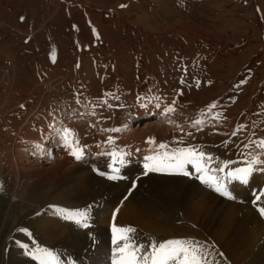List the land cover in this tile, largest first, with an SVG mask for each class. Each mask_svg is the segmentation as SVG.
<instances>
[{"label": "rangeland", "instance_id": "374dc122", "mask_svg": "<svg viewBox=\"0 0 264 264\" xmlns=\"http://www.w3.org/2000/svg\"><path fill=\"white\" fill-rule=\"evenodd\" d=\"M8 89H13L9 98ZM157 102L160 109L153 107ZM213 103L217 106L210 109ZM1 104L0 130L5 133L21 128L35 135L29 124L39 123L44 115L71 121L66 129L73 133L67 140L78 138V147L83 148L77 162H84L88 153L105 152L106 163L85 166L106 180L115 175L113 167L122 175L126 167L119 161L135 153L142 156L145 144L152 147L147 155L160 152V144L172 153L194 148L210 155L211 161L201 163L224 171H209L205 179L224 184L234 199L202 183L191 164L189 176L175 169L136 171L134 176L135 181L146 173L194 180L211 194L201 206L200 219L176 210L159 224L160 229L146 232L116 211L109 224L105 212L95 219L107 218L111 246L115 224L144 231L141 254L153 243L158 247L183 240L198 246L200 264H258L252 252L259 249L256 240L264 232V216L259 212L264 207V172L254 171L247 184L227 173L264 159V149L257 146L264 140V0H0ZM165 105H173L175 111L163 114ZM135 128L142 137L138 151L117 141L129 139ZM57 132L62 144L57 140L53 152L67 143L64 133ZM55 137L50 134L48 141ZM150 139L155 143H148ZM109 142L111 147L104 150ZM41 155L40 161L46 162ZM147 155L133 166H144ZM57 201L47 205L39 223L52 226L59 218L60 225L89 228V222L85 228L63 218L77 210L75 199L58 195ZM119 201L117 206L124 202ZM23 229L31 232V238L21 231L12 234L4 246V264L15 258L55 264L54 238L41 241L36 230ZM17 240L29 247L21 248ZM116 253L111 251L104 264L130 258ZM60 258L58 264H76L68 254ZM151 262L149 256L147 264Z\"/></svg>", "mask_w": 264, "mask_h": 264}, {"label": "bare ground", "instance_id": "6f19581e", "mask_svg": "<svg viewBox=\"0 0 264 264\" xmlns=\"http://www.w3.org/2000/svg\"><path fill=\"white\" fill-rule=\"evenodd\" d=\"M12 90L6 91L7 98ZM0 116H2L1 111ZM38 121L37 124L35 121H30L29 124V130H34L35 135L26 133V130L23 131L21 128L11 129L6 133L0 130V264H4L5 261V244L9 243L12 234H17L25 227L36 230V236L41 241L50 236L54 238V245L52 244L51 248L56 250L55 264H58L61 256L66 257V254L70 255V261L76 264H104L111 258L110 252L114 251L118 244L114 243L113 246L109 244V235L112 233L109 234L110 229L105 226L107 218L99 221L98 217V223H96L97 219L95 218L99 213L100 217L104 212L108 215L109 224L112 212L116 211L119 217L128 220V222L138 223L145 232L146 230L160 229L158 228L159 224L168 220L170 214L176 210L189 214L192 218L200 219L201 206L207 196H211V194H206L204 188L194 180L175 176L174 178L173 176L166 177V175L161 177L149 173H146L148 176L141 177L139 180L135 181L134 179L136 171L140 173L146 171L144 163L150 162V164L161 166L158 164L159 162L167 161L166 153H172L169 148L161 149L162 151L160 150L158 153L154 152V155H147L151 152L152 147L145 144L141 154L142 156L143 154L147 155L144 156V159L148 156H154L157 159L155 161L146 159L143 163L144 166L138 169L133 165L136 162L139 163L142 156L138 157V153L131 157L126 155L122 158L123 165L126 167L125 171L120 173L122 175L115 172L114 174H118L120 179L110 181L96 176L90 171V167L85 166L86 162L93 166L106 163V159L103 157L105 152L88 153L86 154L88 158L84 162H77L76 159L71 158V154L69 155L71 149L64 145H62L61 151L53 152V145L58 142L60 145L62 144V141H59L61 134L57 131L61 130V133H64V129L72 125L71 121L59 117L51 120L47 115L41 116ZM50 134L53 137L56 134L57 136L52 141H48ZM140 134L141 130L135 128L129 139L119 138L117 141L120 144L129 145V150L138 151V145H141L142 139ZM66 142L77 147L75 141L67 140ZM108 147H111V142L103 149L106 150ZM37 150H40V154L46 162L40 161L42 159L39 158L40 154ZM58 195H61L64 200H76L75 209L77 210L68 212L72 215H76L80 211L85 212L86 219H81L84 221H81L80 225L89 222L88 229L82 230L81 227L78 228L70 223L60 225L62 220L59 218L57 222L52 223V226L39 223L47 205L58 203ZM119 200L124 201L122 205L120 204L121 206H117ZM55 223L57 224L55 225ZM134 230L135 232L132 234L134 243L140 245L147 235L144 231ZM117 235L119 234H114L115 237ZM256 242L260 245L259 249L252 252V258L255 257L254 261L258 264H264V232ZM128 251L124 253V256L128 254ZM8 264L35 263L15 258L9 260Z\"/></svg>", "mask_w": 264, "mask_h": 264}, {"label": "snow or ice", "instance_id": "6c2138e0", "mask_svg": "<svg viewBox=\"0 0 264 264\" xmlns=\"http://www.w3.org/2000/svg\"><path fill=\"white\" fill-rule=\"evenodd\" d=\"M181 83H183V80H181ZM106 95L112 96L111 93H107ZM141 99L144 98L138 97V101ZM103 103L108 104V107L110 108L114 107V105L108 103L107 100L103 101ZM141 106L144 107L145 105H141ZM216 106L217 105L213 103L212 105L209 106V108L210 109L215 108ZM153 107L160 109L161 104L157 102L156 104L153 105ZM174 111H175V107L173 105H165L163 107V114L165 115L172 113ZM196 123L200 124L201 121H197ZM107 131L117 132L120 131V129H108ZM72 133L73 130L64 129V138L66 141L68 139L69 134ZM188 135H191V133H189ZM113 139H114L113 137H108L109 141H112ZM148 143L154 144L155 141L150 139ZM65 146L71 149V154L75 157L76 160H80L82 158L83 148L78 147L79 146L78 138L75 140V146L77 147H74L72 144H68V143H66ZM257 146L261 149H264V140H262ZM159 147L161 149H166L168 146L165 144H160ZM166 156L167 159L170 161L169 163H167L164 166H157L156 164H145L146 171L160 172V171H164L165 169H175L177 174L189 176L192 174V172L188 170L187 165L191 164L194 171L197 173V178L200 179L202 183L212 187L214 191L217 192L218 194L227 197L229 199H234V197L232 196L228 188L225 187L224 184L216 182L215 178H211V181L205 179V176L209 173V171H220V172L224 171V167H220L213 170V169H209L206 164L201 163L205 159H207V161H211L213 158L210 155H207L204 152H197V150L194 148H185L177 152H173L171 154L166 153ZM146 159L149 161H155L157 157L148 156L146 157ZM120 162L123 161L121 160ZM253 165H256V167H253ZM113 171L118 172L119 169L113 167ZM254 171L264 172V159H254L252 162L249 163L248 167L235 169L234 171L228 172L227 175L228 177H231L234 180H239L240 182L247 184L250 175ZM99 174L102 176L106 175L103 172H100ZM118 178L119 177L115 175L108 176V179L110 180H116ZM259 199L260 196H257V200ZM259 212L261 216H264V207L259 208ZM63 218L69 221L74 220L77 225H80L81 219H86V214L85 212L80 211L77 212L76 215L68 214L65 215ZM82 226L86 228L87 224H83ZM20 231L26 233L27 236L31 238L32 236L31 232H28L26 229H21ZM112 231L114 234H119L114 239V243L118 244V247L115 249V252L123 254L126 251L130 250L128 251V256L130 257L129 259L121 260V261H117L114 259L113 264H140L141 261H143L144 264H147L149 256L152 257L151 264H170L171 261H176L177 264H200L201 257L199 256L198 246L192 247L188 241L169 240L160 244L158 247L155 243H153L149 246L148 251L143 252L141 254L139 250L142 249L144 246L134 243V237L132 235L135 232L134 229L130 227L129 228L117 227L115 224H113ZM16 242L23 249H27L29 247L27 243L20 242L19 240H17Z\"/></svg>", "mask_w": 264, "mask_h": 264}]
</instances>
